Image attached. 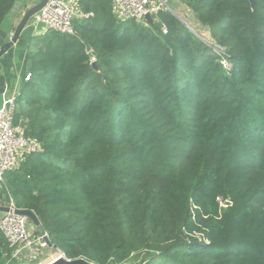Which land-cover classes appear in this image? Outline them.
<instances>
[{
    "label": "trees",
    "instance_id": "16d2710c",
    "mask_svg": "<svg viewBox=\"0 0 264 264\" xmlns=\"http://www.w3.org/2000/svg\"><path fill=\"white\" fill-rule=\"evenodd\" d=\"M180 1L230 75L170 12L117 22L107 0H79L93 16L76 37L28 45L16 122L41 152L3 185L66 259L264 264V0ZM13 4L0 0V25Z\"/></svg>",
    "mask_w": 264,
    "mask_h": 264
},
{
    "label": "built area",
    "instance_id": "2783aa9c",
    "mask_svg": "<svg viewBox=\"0 0 264 264\" xmlns=\"http://www.w3.org/2000/svg\"><path fill=\"white\" fill-rule=\"evenodd\" d=\"M111 3L117 22L134 21L145 24L147 22L144 17L147 13L153 18L159 11L170 12L195 38L216 55L222 71L225 75H230L232 65L226 49L216 44L209 32L203 34L199 30L195 31L194 27L189 28L173 13L166 0H111ZM75 4L76 0H48L42 10L28 23H32L34 27H42L45 31L75 37L76 31L73 27V21L77 16ZM85 54L90 66L96 63L92 47H86ZM30 78L31 75L27 73L23 81L26 83ZM20 90L21 88L15 86L0 106V184H3L5 174L18 169L27 155L41 152L39 142L25 136L16 122ZM1 207L9 209L6 213H0V233L10 250V257L3 264H48L57 256L65 258L63 254L56 252L52 257H48L49 259L47 258L49 260L47 263H42L46 259V251L50 248L48 234L36 232L29 219L16 214L18 209L11 197Z\"/></svg>",
    "mask_w": 264,
    "mask_h": 264
},
{
    "label": "crops",
    "instance_id": "0c3cea01",
    "mask_svg": "<svg viewBox=\"0 0 264 264\" xmlns=\"http://www.w3.org/2000/svg\"><path fill=\"white\" fill-rule=\"evenodd\" d=\"M107 1L109 3L108 6H109V9L111 10V14L114 17L111 0H107ZM168 1L172 2L171 5L173 8H175V10H178L179 4L185 7V5L180 0H175L174 2L173 0H168ZM75 7L77 11L76 12L77 16L74 20V22L76 23V26H80L85 19H88L93 16L92 14H86L82 10V8L79 5V0H76ZM186 9L188 12L187 13L188 17L190 15L193 17L195 16L190 11L189 8H186ZM176 13L178 14L179 12L177 11ZM22 15H23L22 13L13 15L10 13V11L6 15V17L4 18L3 22L0 25V46L8 38L11 37L12 31L19 24L22 18ZM199 24L200 23L197 22V25ZM200 27L203 29V31L209 32L208 29H206L205 27H202L201 25ZM49 33L50 31H45L44 29H42V27H34L32 23H28L25 30L21 33L16 45H14L12 49H10L4 56L0 58V106L3 100L9 96L10 92L13 90L15 86L16 87L18 86L19 88L22 89L23 86L27 83L23 81V77L29 72L30 61H29L28 52H27L29 43H31L32 39L34 38H37L38 41L39 40L45 41V38L48 36ZM18 127L20 126L18 125ZM22 131H23V128H22ZM9 197L10 196L8 194V198ZM36 232H38L37 229H36Z\"/></svg>",
    "mask_w": 264,
    "mask_h": 264
},
{
    "label": "water",
    "instance_id": "95a60500",
    "mask_svg": "<svg viewBox=\"0 0 264 264\" xmlns=\"http://www.w3.org/2000/svg\"><path fill=\"white\" fill-rule=\"evenodd\" d=\"M48 0H14V4L10 13L15 15L18 13H22V18L17 25V27L12 31L11 37L8 38L1 46H0V58L4 56L10 49L16 45L21 33L27 27L28 22L45 6ZM251 7L253 8L255 0H249ZM144 20L148 24H153L154 21L149 13H147L144 17ZM91 68L96 69V63L91 65ZM9 209L7 207L0 206V213H6ZM16 214L20 216H24L33 224V226L37 229L39 233H43L39 221L37 220L36 216L31 213L30 211L26 210H16ZM49 247L52 249H56L49 241ZM143 257H139V259L132 264H141ZM48 264H94L89 262L83 258L76 259V260H69L63 257L57 256L54 260L49 262ZM129 264V263H123Z\"/></svg>",
    "mask_w": 264,
    "mask_h": 264
},
{
    "label": "rangeland",
    "instance_id": "374dc122",
    "mask_svg": "<svg viewBox=\"0 0 264 264\" xmlns=\"http://www.w3.org/2000/svg\"><path fill=\"white\" fill-rule=\"evenodd\" d=\"M166 1H167V5L171 8V10L173 11V13L178 18H180L189 28L190 27H194L195 28L194 29L195 31L196 30H199V32H203V34H206L207 33V32H205V31L202 30V28L200 27V24L197 25V22L198 21L196 20V18H194L195 16L193 17V16L190 15L188 17V15H187L188 12H187V9H186L187 7L186 6L184 7L183 5H180L179 4L178 10H175V8H173L172 5H171L172 2L171 1L169 2L168 0H166ZM174 1L175 0H173V2ZM177 11L179 12L178 14L176 13ZM199 28H201V29H199ZM18 125L20 126V129H22V127H24L23 126L24 125V122H23L22 119L18 121ZM249 173L251 175H254V174H252L253 172H249ZM259 177L261 178V180L259 179ZM256 179L257 180L259 179V181H262V182H260L261 185H259V186L264 189V174L263 173H259L258 175H256ZM7 201H8V194L6 192V189H5V187H4L3 184H0V206L5 205L7 203ZM222 206H224V205H222ZM258 206L261 207V208H263L262 204H259ZM55 254H56V251H54L52 248H49L46 251V253H45L46 259H44L42 261V263L43 262L44 263H47L49 261V260H47V258L48 257L50 258V257H52ZM139 254L140 253L133 254L132 257H131V259L127 263H129V264L135 263L139 259V257H141V256H139Z\"/></svg>",
    "mask_w": 264,
    "mask_h": 264
},
{
    "label": "clouds",
    "instance_id": "9594fccd",
    "mask_svg": "<svg viewBox=\"0 0 264 264\" xmlns=\"http://www.w3.org/2000/svg\"><path fill=\"white\" fill-rule=\"evenodd\" d=\"M153 19V18H152ZM154 21V20H153Z\"/></svg>",
    "mask_w": 264,
    "mask_h": 264
}]
</instances>
